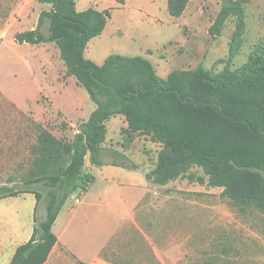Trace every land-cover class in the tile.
Returning a JSON list of instances; mask_svg holds the SVG:
<instances>
[{
    "label": "rangeland",
    "instance_id": "obj_1",
    "mask_svg": "<svg viewBox=\"0 0 264 264\" xmlns=\"http://www.w3.org/2000/svg\"><path fill=\"white\" fill-rule=\"evenodd\" d=\"M239 1L244 8L245 23L238 39L234 38L238 24L236 15L229 16L215 34L210 32L223 0H192L184 18L172 17L167 11L162 14V20L157 21H152L151 16L142 20L140 13L130 6L122 12L123 33L117 32L113 24L103 37L90 43L85 56L101 65L107 53L142 55L152 61L163 79L174 70L198 66L213 74L226 68L237 69L254 52L264 48V0ZM48 8L50 5L37 0H0V37L6 33L0 39V193L38 192L42 196L40 218L46 213L49 190L37 182L43 164L40 126L51 136L72 140L84 122L78 120L75 126L70 125L62 112L56 111V98L40 94L42 88L49 90L45 73L38 66L40 57L41 60L42 56L50 57L57 66L55 71L61 72V78H71L58 46L55 43L39 44L37 50L41 54L37 55L36 51L18 48L14 44V34L35 26L37 15ZM231 47L235 55L230 59ZM21 53L27 60L21 58ZM26 61L33 66L34 74ZM50 68L53 67L48 65L45 68L49 74L52 73ZM80 87L72 101L83 103L86 96L91 100L85 87ZM120 134L119 127L113 131L111 125L109 136L114 137V146L104 142L103 159L121 161L120 151L137 162L149 159L157 163L161 144L143 141L142 137L138 144L120 141L125 145H118ZM49 144H54L50 148L58 151L56 142ZM88 171L99 175L98 170ZM190 173L195 180L178 178L175 185L167 189L168 194L163 191L158 195L153 190L144 193L137 208H130V214L122 216L124 229L119 234L115 231L112 238V245L116 248L115 262L264 264V208L254 202L241 203L229 198L223 188L208 183V175L199 166L193 167ZM199 177L204 181L197 179ZM103 186L100 179L95 185V193ZM114 193L112 190L107 199L115 198ZM75 194L82 196L81 192ZM123 195L128 196L124 192ZM71 199L72 196L65 204H70ZM34 201L33 195L0 201V220L5 221L8 228L15 222L26 224L34 212Z\"/></svg>",
    "mask_w": 264,
    "mask_h": 264
},
{
    "label": "trees",
    "instance_id": "obj_2",
    "mask_svg": "<svg viewBox=\"0 0 264 264\" xmlns=\"http://www.w3.org/2000/svg\"><path fill=\"white\" fill-rule=\"evenodd\" d=\"M38 1L50 4V9L42 11L36 29L18 33L16 40L54 42L67 73L85 87L97 107L72 140L51 136L40 126L43 164L37 182L49 189L46 213L40 218L42 196L25 191L37 197L34 232L18 246L10 264L47 261L58 243L53 225L67 200L86 192L93 183L94 177L85 172L86 157L101 163L106 122L117 114L126 118L128 138L146 135L161 144L149 179L161 185L180 177L195 180L190 170L199 166L208 175V183L223 188L229 198L264 208V48L234 70L213 74L198 66L174 70L163 79L143 56L114 53L101 65L86 58L87 45L104 31L109 10L90 7L78 11L75 0ZM189 1L168 0L169 13L180 17ZM231 15L238 17L234 38H240L245 12L239 0H223L210 32L219 31ZM234 55L231 47L229 58ZM51 141L57 143L58 151L50 148ZM19 193H0V198Z\"/></svg>",
    "mask_w": 264,
    "mask_h": 264
},
{
    "label": "crops",
    "instance_id": "obj_3",
    "mask_svg": "<svg viewBox=\"0 0 264 264\" xmlns=\"http://www.w3.org/2000/svg\"><path fill=\"white\" fill-rule=\"evenodd\" d=\"M75 1L78 11H84L90 7L96 8L100 11H110V17L104 31L88 43L85 52L88 50L90 43L95 39L103 37L107 29H109V27L113 24L115 25L117 32L123 33L124 14H122V12L126 11L130 6L140 13L142 20L143 17L148 16H151L152 21H157L160 19L162 20L164 13H167V11L169 12L168 0ZM39 3L47 4L42 2ZM191 3L192 0L189 1V4L183 15L175 18H184L186 13H188V10H190ZM49 9L50 8L47 10ZM42 11L37 15L38 17L35 26L21 29L17 31L13 37L14 44L18 48L26 47L29 50L36 51L37 55L41 54L38 53L37 50L40 46L39 44H31L27 42L20 43L16 40V35L24 31L36 29L38 27ZM118 17H121V19L118 20ZM139 24L140 22L137 25ZM5 35L6 33L4 34L3 32L0 39H2ZM50 43L54 42H43L40 44L44 45ZM149 51L150 50H148V52ZM115 53L125 55L123 53ZM111 54L114 53H107V55L103 57L104 62ZM19 55L21 58L27 60V57H25V55L22 53ZM42 58L43 60H41V57L39 58L38 66L40 67V70L45 73L44 78L47 82L49 90L46 91L45 88H42L40 89V94L52 99L56 98V111L62 112L63 116L70 122V125L75 126L78 120H88L91 113L96 109L97 104L91 99V97V100H89L87 96L85 102L83 103L72 101V99L77 96V91L81 89L77 79L72 78V75H70V79L61 78V72H59V70L55 71L57 66L50 59V57L42 56ZM28 65L31 69V72L34 74L35 71L33 66H31L30 63ZM48 65L53 67L50 68L53 74H49L48 71H45V68ZM65 102L67 103L65 104ZM111 125H113V131L116 130V128L118 130L119 127L121 132L119 135V138L121 139H119L118 145H125V143H122L123 141H128L132 145H135L136 143L138 144L142 141V137L143 141L153 142L150 137L146 135H137L133 139L128 138L127 134L124 132V130L128 128L126 118L122 114H117L112 116L106 122L107 134L106 140L104 142L109 143L112 146H114L115 139L114 137L109 136V128ZM103 147L104 143L102 144V149ZM118 153L123 157V160L117 161L116 159H103L101 151L100 164L93 163L90 156L86 157L85 172L91 174L94 177L93 183L86 192L82 193L79 203H75V198L77 196L74 194L72 195L71 203L68 205L65 204L61 209L53 225V231L58 237V243L53 247L47 261L43 264H118L114 259L116 248H114L112 245V238L115 235V231L119 234L124 229L122 216L124 214L129 215L130 208H137L140 201H142V195L144 193L146 194L147 192L153 190L158 192V195H160L163 191L165 194H168L169 192H167V189L171 187V185H175L174 183L176 180H172L165 185H161L148 178V173L151 172L156 166L155 161L151 162L147 158L148 160L144 159V161L137 162L134 161V159H132L129 155H125V153H121L120 151H118ZM147 162H151L149 166L146 165ZM88 170H98L99 175H93ZM100 179H102L104 186L96 194L94 188ZM122 180L126 181L123 182ZM112 190H115L116 192L114 193L115 198H110V200H108L107 197ZM123 192L128 196H124ZM26 195H33L35 197L34 212H32V215H30L29 221H27L26 224L15 222L8 228L6 227V222L0 220V264H10L18 246L31 239L35 226L34 217L35 208L37 205V197L32 192H23L17 195L0 198V201H4L6 199Z\"/></svg>",
    "mask_w": 264,
    "mask_h": 264
},
{
    "label": "built area",
    "instance_id": "obj_4",
    "mask_svg": "<svg viewBox=\"0 0 264 264\" xmlns=\"http://www.w3.org/2000/svg\"><path fill=\"white\" fill-rule=\"evenodd\" d=\"M80 200H81L80 196H77V197L75 198V203H79Z\"/></svg>",
    "mask_w": 264,
    "mask_h": 264
}]
</instances>
